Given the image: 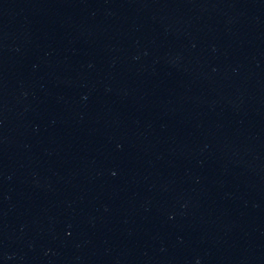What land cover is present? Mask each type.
Listing matches in <instances>:
<instances>
[{
	"label": "water",
	"instance_id": "obj_1",
	"mask_svg": "<svg viewBox=\"0 0 264 264\" xmlns=\"http://www.w3.org/2000/svg\"><path fill=\"white\" fill-rule=\"evenodd\" d=\"M0 264H264V0H0Z\"/></svg>",
	"mask_w": 264,
	"mask_h": 264
}]
</instances>
